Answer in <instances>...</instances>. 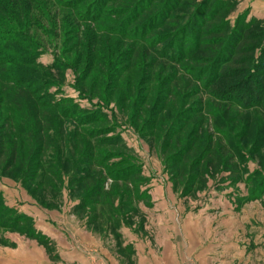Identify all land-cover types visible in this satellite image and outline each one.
I'll list each match as a JSON object with an SVG mask.
<instances>
[{
  "label": "rangeland",
  "instance_id": "obj_1",
  "mask_svg": "<svg viewBox=\"0 0 264 264\" xmlns=\"http://www.w3.org/2000/svg\"><path fill=\"white\" fill-rule=\"evenodd\" d=\"M33 1L36 10L31 12L33 14L31 17L23 19L21 27L24 32L27 31L30 34V37L39 46L36 63H40L41 68L27 66L26 69L36 71L38 82L34 87H38L36 90L41 95L40 98L48 99L49 95L56 100L68 98L72 99L74 106L82 109L81 113L93 112L94 117L105 114V121H97L96 118L97 120L93 124L78 127L79 131L72 122L68 121L66 129L70 132V137L76 133L77 138L73 141L67 138V142L63 143V137L54 133L52 137L56 151L61 147V150L64 149V154L67 152V155L73 157L80 156L81 153L77 151V148H73L74 152L70 154L69 146L74 147L78 143L79 137L80 139L83 137L84 132L93 134L91 137L93 142L99 141L101 138L110 139L119 135L124 144L133 150L131 153L137 157L136 161L142 165L145 175L153 173L154 176L158 177L165 174L164 177L169 178V172H164L162 166L153 163L156 160L161 163L157 156L161 151L162 140L172 120L166 124H161L162 131L160 129L152 130L150 129L151 126L146 128L142 124L147 120V112L156 100L160 81L165 79L167 85L172 87L171 90H179L186 84L185 75L192 72L191 70L186 72L184 69L188 62L181 65L167 63L160 58V53L169 52V47H173L174 39L169 42L168 37L176 29L181 30L183 28L184 30L187 29L188 32L192 31L188 19L193 13L196 14L197 8L200 7L203 0H181L179 6L172 11L174 15L172 24L170 26L161 25L159 28L157 24H154L155 19L152 17L156 18L160 13L159 11L165 6L163 4L169 0L153 2V7L144 15L139 10L138 14L141 13L142 15L131 20L126 18L127 12L132 13L133 10H137V7L141 9L146 3L145 0H116L115 2L108 0L103 4L101 21L96 23H86L78 18L81 13H85L86 8V12H89L91 6L95 5V0H87L82 4V7L78 8L75 4L71 5L70 0ZM226 1L231 5L222 11L224 22H228L231 27V33L229 34V30H226V34L233 37L235 27L239 24H255L252 26H258V28H251L249 31L259 33L263 43L264 0ZM95 9L96 7L91 10L94 11ZM115 10L119 12L114 13ZM133 20L138 22L139 27H142L144 23L146 29L142 33H137L136 29L133 30L134 32L131 31L130 29L134 25L132 24ZM75 22H79V25ZM123 23L124 25H122ZM129 24L132 26L126 30V26ZM149 33L153 35L151 36ZM87 34H89L88 37ZM13 37H9L10 40H5L1 45H5L6 41H15ZM91 39L93 40L90 42ZM142 40L146 43H141ZM185 42L188 40L185 39ZM175 46L180 47L179 44H175ZM20 50L18 46H15L13 49L4 51L5 61H14L13 58L21 57ZM3 57L1 58L3 59ZM107 61H112L111 63L131 61L128 65L127 76L124 73H117L116 66L123 65L122 62L113 67L115 72L111 75V65ZM14 66V64L11 65L12 68ZM200 66L202 65L195 67ZM198 70L194 69L195 75L199 74ZM177 77L179 80L176 79ZM208 77L210 78L209 75ZM201 85L202 87L198 88L203 93L196 94V99H200L201 107L194 109L196 115L193 120H197L200 115L207 116V111L214 108L215 105L220 113H217L218 116L224 120V125L219 124L220 127H226L229 130L233 127L231 129L237 137H240V139L233 138V141L244 145L248 156L245 169L239 170L236 175V177H241L236 182L229 178L228 173L216 172L205 187L200 188L194 184L195 188L190 194L185 191L182 193L180 187L176 188L179 189L177 192L181 191L184 197L185 211L183 213L174 211L173 216L179 218L180 223L191 216L192 220L201 223V234L206 236V249L204 251L201 249L197 255H192L188 259L183 258V264H264V183L261 184L264 180V106L243 111L236 106L227 105L208 96L207 91L211 87L219 90L218 85H209L207 81L201 82ZM109 90L111 91L108 92ZM143 95L148 96L144 108L148 111L140 119L134 121L131 115L139 111L136 109L138 106H143L138 101ZM193 99L187 98V107L189 106V108L184 113L198 104L197 100L192 102ZM181 100L182 98L176 97L174 101L177 103L173 104L172 108L178 109ZM0 105L3 117L8 116L9 102L0 97ZM12 115L13 136L18 140L22 139V135L18 134L22 114L14 110ZM176 115L177 113H174L170 118ZM239 119L245 123L232 126L233 121ZM193 120L191 119V121ZM257 128H262V132ZM203 132L204 129L201 128L198 136H202ZM25 145L22 143V148L27 149ZM102 151L104 153L116 151L115 156L120 155V150L103 147L97 148L96 154H102ZM44 156L46 159L50 158L49 160L55 158V154L50 152ZM120 159L119 157H111L110 161H120L119 166L129 163ZM70 166L67 169L73 170L74 166L72 164ZM152 167L155 168V171H151L150 168ZM15 171L17 170H13L11 174L0 172V182L2 179L11 189L19 190L24 199L35 203L42 212L45 210L50 212L49 225L52 232H48L49 237L52 235L60 236V239L58 238L56 241L50 240L48 244L50 249L41 243L38 248L34 246L36 245L35 241L29 242L33 249H38L43 258H48L47 254L51 256L53 253H57L61 261H56L55 264H84L86 258L96 261L97 252L101 249L117 256V260L125 256L123 251L113 246L109 237L105 239L104 228L96 229L95 225L88 223L94 212L92 206L88 205L82 210L75 208V205L82 201L83 191L78 189L75 191L71 188L68 182L69 173L64 177L65 180L58 184L55 190L51 191L55 194L50 195L51 193H47L42 188L35 190L36 184L33 178L30 180L20 178L19 172ZM255 172H258L259 176ZM4 182H1L0 185L5 184ZM170 182L172 183V181ZM16 190L15 193H12L13 196L4 197V201L8 207L15 209L17 213L24 214L20 208L8 205L14 200L19 206L25 204L21 202V196L19 193L17 195ZM140 205L143 210H146L141 202H139ZM139 216H135L132 221L137 223ZM11 217H13V213H11ZM151 218L156 220L160 216L156 214V216L152 215ZM8 233L13 232L0 229V235ZM26 242L28 241L25 240ZM202 244L204 243L202 242ZM209 245L213 247V256L206 255L207 250L210 249ZM123 262L126 261L123 260ZM39 264L42 262L39 261Z\"/></svg>",
  "mask_w": 264,
  "mask_h": 264
},
{
  "label": "trees",
  "instance_id": "obj_2",
  "mask_svg": "<svg viewBox=\"0 0 264 264\" xmlns=\"http://www.w3.org/2000/svg\"><path fill=\"white\" fill-rule=\"evenodd\" d=\"M85 1L87 0H70V4H75L78 8L82 7ZM107 1L95 0V5H92L91 9L95 7L96 9L86 12V8L85 13H81L78 18L86 23L100 22L103 4ZM156 1L145 0L146 3L141 9L137 7L136 11L127 12L126 18L131 20L144 15ZM180 3L181 0H169L164 3L165 6L159 11L158 16L152 17L155 19L154 24H157L158 28L161 25L170 26L174 16L172 11ZM229 4L226 0H203L196 14L193 13L188 19L192 31L188 32L183 28L176 29L168 37L169 42L174 39L175 43L173 47H169V52L160 53V58L171 64L181 65L184 62H191L189 65L187 63L184 69L186 72L190 70L192 72L185 75L186 84L179 90H171L172 87L167 85L165 79L160 81L156 100L147 112V120L142 124L146 128L151 126L152 130L162 131L161 124L172 120L157 157L161 161L164 172L170 173L169 179L173 186L180 187L182 193L185 191L190 194L195 188L194 184L200 188L205 187L216 172H226L231 180L238 181L241 177H236V175L239 170L245 169L248 156L244 145L233 141V138L240 139L231 129L233 127L230 130L220 127L219 124L224 125V120L218 116L219 111L215 105L207 111V116L200 115L197 120H193L196 115L194 109L201 107L200 99H196L197 95L203 93L198 88L202 87L201 82L207 81L209 85H218L219 90L215 87L210 89L208 87V96L227 105L236 106L243 111L264 106V42H261L259 33L249 31L251 28H258V26H252L255 24H239L235 27L233 37L226 34V30H229V34L231 33V27L228 22H224L222 11L231 6ZM33 10H36L33 0H0V56L3 57L4 51L13 49L15 46L21 49V57L13 58L14 61H5L6 57L3 59L0 57V97L10 104L9 111L7 110L9 115L6 117L1 114L0 105V120H2L0 121V172L11 174L13 170H17L15 172H19L20 178L27 180L33 178L36 184L35 190L42 188L47 193H51L50 195L55 194L51 191L55 190L69 173L68 182L71 188L75 191L77 189L83 191L82 201H79L75 208L82 210L88 205L92 206L94 212L88 223L95 225L96 229L104 228L105 234L109 233L118 237L121 226L131 224L132 219L140 215L139 202L144 205L149 204L146 191L141 190V186L148 182V178L143 174L142 165L136 161L137 157L132 154L133 150L124 144L119 135L93 142L91 139L93 134L84 132L83 137L81 139L79 137L74 147L69 146L70 154L74 152L73 148H77V151L81 153L80 156L73 157L67 155V152L64 154V149L61 150V147L56 151L52 137L54 133L63 137V143L67 142V138L72 141L77 138L76 133L70 137V132L66 129L68 121L72 122L79 131L78 127L93 124L97 119V121H105V114L94 117L93 112L81 113L82 109L74 106L72 99L68 98L56 100L50 95L48 99L40 98L41 95L36 90L38 87H34L38 82L36 71L26 69L27 66L41 68L40 63H36L39 46L21 27L23 19L31 17ZM139 10L142 14H138ZM75 23L79 25V22ZM132 24L134 25L131 31L136 29L137 33H142L146 29L144 23L142 27H139L138 22L133 20ZM132 24L126 26V30H129ZM149 35L153 34L149 33ZM11 36H14L15 41H6L5 45H1L5 40H10L8 38ZM185 39L188 42H185ZM140 42L146 43L144 40ZM175 44H179L180 47H176ZM107 62L111 65L112 75L115 72L113 67L122 61ZM129 62L131 61H123V65L116 66L117 73H124L127 76ZM12 64L16 67L12 68ZM193 64L202 66L193 67ZM203 66L205 70L202 69ZM194 69H199V74L195 75ZM176 79L179 80V77ZM176 97L182 98L178 109L172 108L173 104L177 103L174 101ZM189 97L194 98L192 102L197 100L198 104L184 113L189 108L186 101ZM147 98V95H143L138 100L143 106H138L136 109L139 111L131 115L134 121L140 119L148 111L144 109ZM14 110L22 114L18 130L22 139L19 140L12 133L11 123ZM174 113L177 115L170 118ZM199 113L202 114V112ZM138 123H140L139 120ZM244 123L239 119L233 121L232 126ZM191 125L193 126L190 127ZM201 128L204 132L202 136H198ZM257 129L260 132L263 130L262 128ZM22 143L26 144L27 149L22 148ZM99 147L120 150V155L115 156L116 151L104 153L106 151L104 149L102 154L97 155L96 149ZM47 152L54 153L55 158L46 159L44 155ZM111 157H119L120 160L129 163L119 166L120 161H110ZM71 164L74 166L73 170H68L67 167H71ZM255 174L258 175V172ZM263 183L264 180L261 184ZM0 229L23 234L37 240L45 247H48L50 243L49 237L36 230L31 216L17 213L15 209L5 204L1 191Z\"/></svg>",
  "mask_w": 264,
  "mask_h": 264
},
{
  "label": "crops",
  "instance_id": "obj_3",
  "mask_svg": "<svg viewBox=\"0 0 264 264\" xmlns=\"http://www.w3.org/2000/svg\"><path fill=\"white\" fill-rule=\"evenodd\" d=\"M153 164L162 166L157 160ZM150 169L155 171L153 167ZM143 174L148 178V182L141 186V190L147 193L149 204L144 205L141 202L146 210H143L140 205V217L137 223L131 221V224H123L118 231V237L109 233L105 236V239L109 237L113 246L123 251L125 256L117 260V256L101 249L97 252L96 261L86 258L84 264H183V258L188 259L192 255H197L201 249V251L206 249V236L201 234V223L192 220L191 216L180 223L179 218H175L172 214L174 211L179 213L185 211L184 197L181 191L177 192L179 189L173 186L169 178L164 177L165 174L158 177L153 173L145 175L143 172ZM1 182L4 180L1 179ZM0 190L7 198L13 196L12 193H15L16 189H11L5 183L0 185ZM16 192L18 195L19 190ZM19 195L22 199L21 202L25 204L19 206L14 200L8 205L20 208L24 214L31 216L35 222L36 230L49 237L48 232H52L49 225L50 212H46V210L42 212L35 203L24 199L21 193ZM156 214L160 216L159 219L151 218ZM58 238L60 239V236L57 237V235L49 237L51 241H56ZM25 240L28 242L25 243ZM30 241L36 242L34 246H40L37 240L17 232L0 235V264H39V261L42 264H55L56 261H61L57 253H53L52 257L46 253L48 258H43L38 249L35 250L33 246H30ZM208 247L210 249L207 250L206 255L213 256V247L210 245Z\"/></svg>",
  "mask_w": 264,
  "mask_h": 264
}]
</instances>
